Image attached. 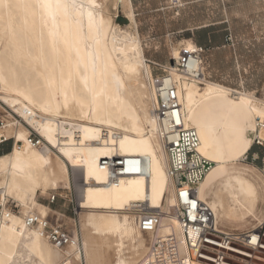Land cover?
Instances as JSON below:
<instances>
[{
	"label": "bare ground",
	"instance_id": "obj_1",
	"mask_svg": "<svg viewBox=\"0 0 264 264\" xmlns=\"http://www.w3.org/2000/svg\"><path fill=\"white\" fill-rule=\"evenodd\" d=\"M119 2L130 21L125 28L96 0H0V100L20 118L0 128V134L14 138L13 147L0 154V185L22 208L0 229V264H54L65 255L75 264H140L139 257L141 262L148 251L145 233L154 234L137 228L132 206L138 202H145L146 213H164L159 234L178 231L170 212L174 185L152 113L156 94L132 29L131 2ZM193 48L187 41L186 52L174 58ZM199 67L204 73L201 63ZM164 68L177 83L183 124L197 131L200 153L216 163L245 155L252 140H246L241 122L249 116L264 121V97L187 79L172 63ZM208 103L212 107L201 110ZM29 128L43 145L28 144ZM112 155L141 157L145 174L124 176L117 185L106 183L100 159ZM68 167L80 169L76 186L82 256L54 248L22 222V215L32 210L29 204L45 210L34 199L37 191L45 194L69 183ZM209 174L197 193L217 224L253 212L258 190L250 178L230 176L223 180L226 196L218 190L209 196Z\"/></svg>",
	"mask_w": 264,
	"mask_h": 264
},
{
	"label": "rangeland",
	"instance_id": "obj_2",
	"mask_svg": "<svg viewBox=\"0 0 264 264\" xmlns=\"http://www.w3.org/2000/svg\"><path fill=\"white\" fill-rule=\"evenodd\" d=\"M117 1L118 6L115 7ZM96 2L102 5L100 8L108 11L115 24L123 28L130 26L125 9L119 0ZM130 2L135 21L131 25L150 72L149 80L152 75L161 73L164 66L169 64L170 58L186 52L187 41H193L206 47L202 65L207 81L259 98L264 97V0H130ZM7 107L0 100V115L12 113ZM211 107L212 103H208L203 105L201 110H208ZM258 118L262 117L249 116L242 120L246 140H254L256 136L263 139L261 130L258 132L255 126ZM252 146L251 151L237 159L221 163L210 160V174L205 179V186L210 190L209 196L216 190L226 196L222 185L228 177L234 175L250 178L259 191L257 205L250 215L234 220L222 218L218 223L221 227L248 229L264 220V141L262 145L253 141ZM68 169L69 183L63 181L56 188H48L45 194L37 191L34 199L45 210L37 205L29 206H32L31 211L38 213L41 211L40 214H46L52 220L73 230L82 240L76 186L80 169L71 167ZM52 195H55V198L49 202ZM12 200L18 204L21 211L20 203ZM145 237L148 238V246L152 238L146 233ZM61 254L62 252H59V255ZM108 255L109 261H112L114 258L112 252Z\"/></svg>",
	"mask_w": 264,
	"mask_h": 264
},
{
	"label": "built area",
	"instance_id": "obj_3",
	"mask_svg": "<svg viewBox=\"0 0 264 264\" xmlns=\"http://www.w3.org/2000/svg\"><path fill=\"white\" fill-rule=\"evenodd\" d=\"M206 47L194 44V48L181 58H170L178 72L185 78L203 82L205 74L199 67ZM169 62V63H170ZM150 84L155 91L156 101L152 110L158 123V137L167 155V173L174 185L175 203L171 215L177 222L178 231L159 234L164 213L142 211L145 202L132 206L135 223L141 232H152L148 251L140 264H264V220L248 229L221 227L214 220L210 207L201 200L197 186L204 179L211 162L199 151L200 138L193 127L183 124L182 106L177 83L168 78V71L152 75ZM20 119L16 113L0 115V128L7 121ZM256 129L264 131V121H256ZM27 142L33 147L43 145V139L32 129L27 133ZM256 144L263 141L256 136ZM14 138L0 134V151L13 147ZM144 159L136 156L112 155L100 159V165L108 173L106 183L117 185L124 176L145 174ZM55 195L49 198L52 202ZM19 214L20 208L0 185V229L9 222L12 214ZM27 228H33L39 236L61 251L73 250L83 255V248L77 234L63 224L30 211L22 215ZM54 264H75L71 255H65ZM80 264H82L80 262Z\"/></svg>",
	"mask_w": 264,
	"mask_h": 264
},
{
	"label": "crops",
	"instance_id": "obj_4",
	"mask_svg": "<svg viewBox=\"0 0 264 264\" xmlns=\"http://www.w3.org/2000/svg\"><path fill=\"white\" fill-rule=\"evenodd\" d=\"M191 42H193V41H191ZM193 44H197V43H195V42H193ZM198 45V44H197ZM200 45V44H199ZM201 46H203V47H205V45H201ZM202 67H203V65H202ZM203 70H204V67H203ZM252 144H253V140L251 141V144H250V147H249V149L251 148V146H252ZM249 149H248V151H249ZM247 151V152H248ZM257 186V185H256ZM257 190H258V187H257ZM209 189H208V187H206L205 186V193L207 194V195H209ZM258 197H259V191H258ZM258 197H257V201H258ZM257 203V202H256ZM257 205V204H256ZM256 207V206H255ZM227 219H230V218H227ZM231 220H233V219H231Z\"/></svg>",
	"mask_w": 264,
	"mask_h": 264
},
{
	"label": "trees",
	"instance_id": "obj_5",
	"mask_svg": "<svg viewBox=\"0 0 264 264\" xmlns=\"http://www.w3.org/2000/svg\"><path fill=\"white\" fill-rule=\"evenodd\" d=\"M253 146H251V148H252ZM251 148L249 149V151H251ZM9 151V149L8 148H2L1 149V151H0V154H3V153H5V152H8Z\"/></svg>",
	"mask_w": 264,
	"mask_h": 264
},
{
	"label": "water",
	"instance_id": "obj_6",
	"mask_svg": "<svg viewBox=\"0 0 264 264\" xmlns=\"http://www.w3.org/2000/svg\"><path fill=\"white\" fill-rule=\"evenodd\" d=\"M171 63V62H170Z\"/></svg>",
	"mask_w": 264,
	"mask_h": 264
}]
</instances>
